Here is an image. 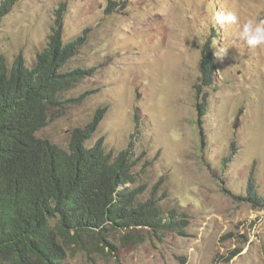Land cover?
Masks as SVG:
<instances>
[{
    "label": "rangeland",
    "instance_id": "1",
    "mask_svg": "<svg viewBox=\"0 0 264 264\" xmlns=\"http://www.w3.org/2000/svg\"><path fill=\"white\" fill-rule=\"evenodd\" d=\"M61 3L64 36L84 37L95 69L39 135L65 147L102 116L88 145L114 155L131 148L146 193L188 216L185 233L140 230L144 243L74 249L67 262L264 264V45L240 38L247 19L264 21V0H20L0 24L9 62H35ZM228 11L236 23L212 19ZM207 47L213 86L202 80Z\"/></svg>",
    "mask_w": 264,
    "mask_h": 264
},
{
    "label": "trees",
    "instance_id": "2",
    "mask_svg": "<svg viewBox=\"0 0 264 264\" xmlns=\"http://www.w3.org/2000/svg\"><path fill=\"white\" fill-rule=\"evenodd\" d=\"M19 1L0 2V24ZM67 7L55 12L47 46L32 65L22 57L9 62L0 51V264H69L74 249L113 252L144 243L140 230L165 237L187 228L186 214L139 184L131 148L114 155L100 143L88 145L102 116L75 129L65 147L39 135L95 69L86 64L84 37L64 36ZM210 50L201 68L213 86Z\"/></svg>",
    "mask_w": 264,
    "mask_h": 264
},
{
    "label": "clouds",
    "instance_id": "3",
    "mask_svg": "<svg viewBox=\"0 0 264 264\" xmlns=\"http://www.w3.org/2000/svg\"><path fill=\"white\" fill-rule=\"evenodd\" d=\"M214 22L226 25L237 22V16L234 12H219L212 18ZM240 38L251 48H257L264 45V21L249 18L243 23ZM227 49H220L221 54H226Z\"/></svg>",
    "mask_w": 264,
    "mask_h": 264
}]
</instances>
